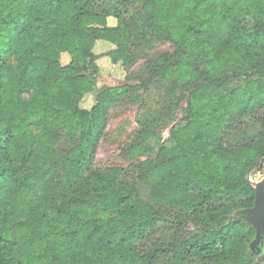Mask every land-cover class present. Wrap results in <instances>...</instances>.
<instances>
[{"label": "trees", "instance_id": "1", "mask_svg": "<svg viewBox=\"0 0 264 264\" xmlns=\"http://www.w3.org/2000/svg\"><path fill=\"white\" fill-rule=\"evenodd\" d=\"M121 100L129 164L103 166ZM263 164L264 0H0V264H256L229 218Z\"/></svg>", "mask_w": 264, "mask_h": 264}, {"label": "rangeland", "instance_id": "2", "mask_svg": "<svg viewBox=\"0 0 264 264\" xmlns=\"http://www.w3.org/2000/svg\"><path fill=\"white\" fill-rule=\"evenodd\" d=\"M110 24V23H109ZM106 47V48H102ZM101 48V49H100ZM113 46L105 41H97L94 51L95 53H99V49L102 53L107 52L106 49L111 50ZM170 48V44L163 39L160 38H152L145 42L139 43V51L141 55L146 54L149 50H168ZM69 60V56H65ZM109 60L107 58L98 60V65L104 61ZM142 61H139L136 66H138ZM110 63V62H109ZM9 64L15 68L17 66L16 62L10 58ZM111 67L120 68V65H112ZM103 65L100 69L99 76L97 77V88H101L103 86H115L123 84V72L118 69H115L111 73H108L106 68L109 70L111 67ZM136 66L134 67L136 69ZM93 104V94L87 95L83 101L81 102V107L85 109H89ZM182 105L176 111L172 122L161 130L159 133L160 142H165L168 140L170 135L171 127L178 123L183 114ZM138 111V102L131 100H121L119 101L110 111L107 134L104 139L101 141L98 150H97V162L103 166H115V167H123L126 168L129 162L123 157L121 153V146L125 142L126 138L131 135L133 132L137 130V124L135 122L136 113ZM249 178L251 179V184L254 185L259 181L264 179V164L262 169L253 171Z\"/></svg>", "mask_w": 264, "mask_h": 264}, {"label": "water", "instance_id": "3", "mask_svg": "<svg viewBox=\"0 0 264 264\" xmlns=\"http://www.w3.org/2000/svg\"><path fill=\"white\" fill-rule=\"evenodd\" d=\"M253 188V206L237 211L234 216L229 218V222L244 221L254 230V238L249 244V250L258 256L260 254L258 245L264 238V179L254 184Z\"/></svg>", "mask_w": 264, "mask_h": 264}, {"label": "flooded vegetation", "instance_id": "4", "mask_svg": "<svg viewBox=\"0 0 264 264\" xmlns=\"http://www.w3.org/2000/svg\"><path fill=\"white\" fill-rule=\"evenodd\" d=\"M258 248L260 250V254L258 256L255 255L257 259L256 264H264V238L262 242L258 245Z\"/></svg>", "mask_w": 264, "mask_h": 264}, {"label": "built area", "instance_id": "5", "mask_svg": "<svg viewBox=\"0 0 264 264\" xmlns=\"http://www.w3.org/2000/svg\"><path fill=\"white\" fill-rule=\"evenodd\" d=\"M248 180H249V182H251V179L250 178H248Z\"/></svg>", "mask_w": 264, "mask_h": 264}]
</instances>
